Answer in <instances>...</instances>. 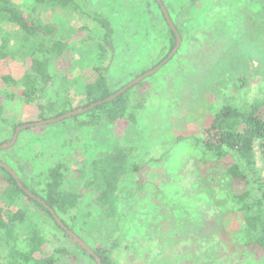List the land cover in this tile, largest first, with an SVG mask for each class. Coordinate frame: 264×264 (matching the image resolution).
Instances as JSON below:
<instances>
[{
	"label": "rangeland",
	"instance_id": "374dc122",
	"mask_svg": "<svg viewBox=\"0 0 264 264\" xmlns=\"http://www.w3.org/2000/svg\"><path fill=\"white\" fill-rule=\"evenodd\" d=\"M14 1L27 5L31 0ZM89 6L92 13H101L112 23L111 60L99 50V33L89 16L60 9L44 15L73 46L51 69L58 78L70 79V93L62 95L67 97L62 101L69 102L66 107L86 103L85 87L97 79V67L105 69L111 89L117 90L156 68L170 49L164 17L155 0H90ZM186 24L187 38L199 41L189 40L185 47L182 42L168 62L135 87L132 105L143 97L146 100L142 108L132 109L134 123L120 121L116 127L103 124L84 129L75 122L79 118L68 117L28 126L10 147L0 148V161L37 184L43 180L42 170L59 158L68 162V176L73 179L76 169L115 144L134 145L145 165L122 181L119 194L128 223L114 238L115 221L99 215L93 198L74 181L67 182L68 188L82 193L78 227L91 247L110 249L117 240L120 246L111 255L121 264H264V257L258 260L256 251L241 245L239 216L216 193L219 186L235 183L218 178V166L212 171L217 181H211L188 140L202 135L221 104L264 100V0H200ZM25 61L30 62L29 58ZM7 71L19 80L24 63L13 61ZM6 91L16 93V98L6 100ZM42 102L25 99L21 83L8 87L0 81V145L13 139L15 125L40 121ZM259 165L264 171V159ZM6 183L0 172V191ZM22 205L43 213L26 196L16 207ZM46 223L48 233L62 236L52 228L51 220ZM60 239L59 245L71 254L60 255L57 264H95L72 237ZM57 245L48 243L45 249Z\"/></svg>",
	"mask_w": 264,
	"mask_h": 264
},
{
	"label": "trees",
	"instance_id": "16d2710c",
	"mask_svg": "<svg viewBox=\"0 0 264 264\" xmlns=\"http://www.w3.org/2000/svg\"><path fill=\"white\" fill-rule=\"evenodd\" d=\"M162 1L182 38L184 47L190 41H199L195 37L187 38L184 27L187 26L186 19H189L200 0ZM155 4L162 12L167 27L166 36L170 44L169 53L165 56L167 58L177 44V37L157 0ZM89 5L90 0H31L27 5L18 4L14 0H0V81L8 87L21 83L23 97L29 102L42 100L39 105L40 121L101 102L71 117L79 118L75 122L84 129H97L103 124L116 127L120 121L134 123L136 114L132 109L142 108L146 100V97H143L137 105H132L134 89L142 85L145 79L106 101L120 89L112 90L105 69L97 67V79L85 87V104L76 108L70 104L66 107L69 102L62 101L67 99L62 96L63 93H70V79L58 78L51 69L56 61L73 49V46L67 38L60 35L58 26L52 21H47L44 15L60 9L71 14L89 16L99 33V50L104 57L111 60L114 53V28L109 18L101 13H92ZM26 58H29L30 62H26ZM17 60L25 66V72L19 80L13 77L12 72L7 71L10 64ZM55 87V95L52 96L51 91ZM4 98L13 100L16 93L6 91ZM59 107L63 109L56 111ZM2 114L1 105L0 119ZM19 125L25 124L15 125V131ZM188 140L195 147L211 181H217L212 171L218 166V178L235 183V186L231 187L219 186L216 193L225 199L239 216L241 228L237 231V238L241 245L245 249L256 251L258 260L263 258L264 171L259 164L264 159V100L221 104L212 113V120L206 125L202 135L193 136ZM139 154V148L134 145L115 144L110 150L76 169L77 173L73 179L68 176V162L59 158L42 170L43 180L37 184L31 183V178V182L24 180L16 172L22 186L10 171L0 166L2 177L7 182L0 191V264H57L60 255L70 256V251L59 243L62 240L60 237L71 236L45 205L54 209L63 223L83 239L82 227H78L77 219L83 196L80 191L68 188L67 182L74 181L93 198L99 207V215L106 220L115 221L112 238L116 233L123 231L128 218L123 210L124 203L119 189L126 176L143 169L145 163H142ZM26 190L45 204L30 196ZM23 196L34 201L43 213L36 214L25 205L16 207ZM46 218L53 222L52 228L62 236L48 233ZM53 242L58 245L52 250H46L45 246ZM111 244L110 249L88 245L100 257V264H121L111 255V251L120 244L117 240H113ZM88 254L95 264H99L94 255Z\"/></svg>",
	"mask_w": 264,
	"mask_h": 264
},
{
	"label": "water",
	"instance_id": "95a60500",
	"mask_svg": "<svg viewBox=\"0 0 264 264\" xmlns=\"http://www.w3.org/2000/svg\"><path fill=\"white\" fill-rule=\"evenodd\" d=\"M158 3L161 5V8H162V11L165 15V18L167 20V22L169 23L171 29L175 32L176 34V37H177V44L176 46L174 47V49L172 50V52L169 54V56L163 60V62H161L156 68L150 70V71H147L143 74H141L140 76H138L134 81L130 82L129 84H127L126 86H124L123 88H121L119 91H117L116 93L112 94L110 97H108L106 99V101L108 100H111L115 97H117L118 95H120L121 93L125 92L127 89L133 87L134 85L138 84L139 82H141L143 79H145L147 76L155 73L160 67H162L166 62H168V60L176 53V51L179 49L181 43H182V38L174 24V22L172 21L171 17H170V14L166 8V6L164 5L163 1L162 0H157ZM101 102H98V103H95V104H92L88 107H85V108H79V109H75L73 111H70L64 115H61L59 117H55V118H51V119H48V120H42V121H38V122H32V123H27L25 125H21L19 126L17 129H16V132H15V135L13 137V139L11 141H8L7 143L5 144H2L0 145V148H4V147H10L17 139L18 137V134L20 132V130L22 128H25V127H28V126H38V125H44V124H48V123H52V122H56V121H59V120H63V119H66L68 117H71L72 115L74 114H78V113H82L90 108H93L95 107L96 105L100 104ZM0 166H3L5 167L8 171H10L12 173V175L15 177V179L18 181V183L22 186V183L20 181V178L18 176V174L16 173V171H14L7 163L3 162V161H0ZM27 193L30 195V196H33V197H36L34 194H32L30 191L26 190ZM37 198V197H36ZM39 199V198H37ZM39 201H41L42 203L45 204V202H43L42 200L39 199ZM49 209L50 211L52 212L54 218L57 220V222L69 233V235L83 248L85 249L88 253H90L91 255H94L97 259V261L101 262L100 260V257H98L94 250L81 238L79 237L76 233H74L72 230H70L64 223L63 221L61 220V218L55 213L54 209H52L50 206H48L47 204H45Z\"/></svg>",
	"mask_w": 264,
	"mask_h": 264
}]
</instances>
